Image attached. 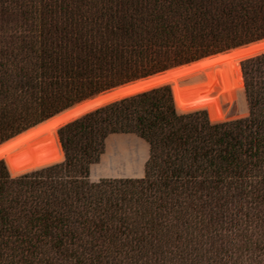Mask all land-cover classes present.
Masks as SVG:
<instances>
[{
  "label": "trees",
  "instance_id": "trees-1",
  "mask_svg": "<svg viewBox=\"0 0 264 264\" xmlns=\"http://www.w3.org/2000/svg\"><path fill=\"white\" fill-rule=\"evenodd\" d=\"M0 264H264V0H0Z\"/></svg>",
  "mask_w": 264,
  "mask_h": 264
},
{
  "label": "rangeland",
  "instance_id": "rangeland-1",
  "mask_svg": "<svg viewBox=\"0 0 264 264\" xmlns=\"http://www.w3.org/2000/svg\"><path fill=\"white\" fill-rule=\"evenodd\" d=\"M242 74V73H241ZM242 80H243V77H242ZM169 86V85H168ZM243 95H244V100L240 101V102H233V103H230V104H226L224 106V109H226L229 113H228V116L226 118L225 121H222V122H228V121H233V120H238V119H242V118H245L248 116L249 114V110H248V105H247V101H246V98H245V94H244V82H243ZM173 96V94H172ZM95 97V96H94ZM92 97V98H94ZM90 98V99H92ZM174 99V97H173ZM175 103V101H174ZM79 104V103H78ZM77 105V104H76ZM75 106V105H74ZM193 112H196V111H193ZM206 112V111H205ZM207 114V112H206ZM208 116V114H207ZM209 118V117H208ZM210 120V119H209ZM212 122V121H211ZM212 123H221V122H212ZM63 127V126H62ZM61 128V127H60ZM58 128V130L60 129ZM58 130H57V137H58ZM24 133V132H23ZM22 134V133H21ZM19 134V135H21ZM18 135V136H19ZM142 146V145H141ZM140 146V147H141ZM142 149L141 150H144L143 149V146L141 147ZM64 160V159H63ZM63 160L61 162H63ZM4 162V161H3ZM59 162V163H61ZM59 163H54V165H57ZM5 164V163H4ZM6 166V165H5ZM13 176V175H12ZM13 177H16V176H13Z\"/></svg>",
  "mask_w": 264,
  "mask_h": 264
},
{
  "label": "water",
  "instance_id": "water-1",
  "mask_svg": "<svg viewBox=\"0 0 264 264\" xmlns=\"http://www.w3.org/2000/svg\"><path fill=\"white\" fill-rule=\"evenodd\" d=\"M218 55V54H217ZM260 55V54H259ZM215 56V55H214ZM255 57V56H254ZM252 58V57H251ZM246 60V59H245ZM242 62V61H241ZM155 89V88H154ZM152 90V89H151ZM138 94H140V93H138ZM134 95H137V94H134ZM134 95H131V96H134ZM131 96H128V97H131ZM128 97H125V98H128ZM122 99H124V98H122ZM115 102V101H114ZM81 103V102H80ZM73 107V106H72ZM71 107V108H72ZM70 109V108H69ZM66 111V110H65ZM64 112V111H63ZM92 112V111H91ZM193 112V111H192ZM62 113V112H61ZM89 113V112H88ZM186 113H190V112H186ZM87 114V113H86ZM85 115V114H84ZM83 115V116H84ZM82 117V116H81ZM80 118V117H79ZM78 119V118H77ZM74 121V120H73ZM66 125V124H65ZM64 126V125H63ZM36 127V126H35ZM62 127V126H61ZM34 128V127H33ZM60 128V127H59ZM17 137V136H16ZM16 137H14V138H16ZM13 139V138H12ZM11 140V139H10ZM10 140H8V141H10ZM7 141V142H8ZM6 143V142H5Z\"/></svg>",
  "mask_w": 264,
  "mask_h": 264
}]
</instances>
